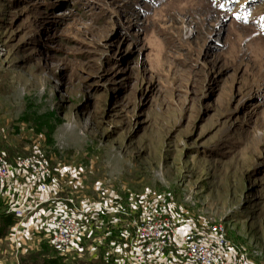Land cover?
Wrapping results in <instances>:
<instances>
[{
	"label": "rangeland",
	"instance_id": "1",
	"mask_svg": "<svg viewBox=\"0 0 264 264\" xmlns=\"http://www.w3.org/2000/svg\"><path fill=\"white\" fill-rule=\"evenodd\" d=\"M0 145L75 202L220 227L264 264V0H0Z\"/></svg>",
	"mask_w": 264,
	"mask_h": 264
},
{
	"label": "built area",
	"instance_id": "2",
	"mask_svg": "<svg viewBox=\"0 0 264 264\" xmlns=\"http://www.w3.org/2000/svg\"><path fill=\"white\" fill-rule=\"evenodd\" d=\"M23 177L34 179L32 191L38 193L33 206H24V192L20 185ZM59 178L51 159L39 155L17 156L10 163L0 152V193L7 214L21 218L31 213L38 204L49 202L58 192ZM13 193V194H12ZM56 198L57 197L56 195ZM8 199V201H7ZM44 224L45 240L59 253L80 251L84 225L93 206L65 198ZM103 209L102 204L96 205ZM104 210V209H103ZM178 218H171L164 210L131 217L127 237L128 259L145 264L148 258L167 249L177 248L184 262L190 264H249L244 254L230 255L227 240L220 227H212L201 234L191 229H180ZM15 238V236H13Z\"/></svg>",
	"mask_w": 264,
	"mask_h": 264
},
{
	"label": "crops",
	"instance_id": "3",
	"mask_svg": "<svg viewBox=\"0 0 264 264\" xmlns=\"http://www.w3.org/2000/svg\"><path fill=\"white\" fill-rule=\"evenodd\" d=\"M0 152L3 155H5L4 153L6 152L1 145ZM59 172L60 170L57 171V168H55V173L57 175L60 174ZM21 179L20 185H16L24 192L22 204L24 206H33L38 200V193L32 191L34 179L32 177H23ZM57 190L58 192L53 199L49 202L38 204L28 215L15 218L16 220L14 223L9 226L6 237L8 241L3 243L4 247H2V249L0 247L2 261L5 262V264H14V259L17 257H15V254L28 252L31 250V245L34 246L33 249H38L44 243H47L44 229L46 220L55 210L66 203L64 201L66 197L74 200L71 196H67L65 187H59ZM62 192H64L65 195H63ZM56 195H59L57 196L59 198H56ZM5 198L7 197H4L0 193V199H4L6 202ZM119 203L118 200L109 201V203L102 205L104 210L94 205L93 212L89 215L84 225L83 236L80 241V251H78V253L76 251L67 253L75 256L87 253L90 259H97L99 255L103 254L104 257L110 258L113 264H139L128 259L127 246V237L131 233L129 221L131 217L137 214V206L132 203H129V205L122 204V206ZM186 228L185 225H180L181 231ZM13 236H15V238ZM7 255H10V257H7ZM145 264L190 263L184 262L181 259L177 248H171L160 254L150 256Z\"/></svg>",
	"mask_w": 264,
	"mask_h": 264
},
{
	"label": "trees",
	"instance_id": "4",
	"mask_svg": "<svg viewBox=\"0 0 264 264\" xmlns=\"http://www.w3.org/2000/svg\"><path fill=\"white\" fill-rule=\"evenodd\" d=\"M231 2H234L235 3V5L239 2V0H231ZM6 156V155H5ZM11 162V161H10ZM1 202H2V200L0 199V205H2L1 204ZM1 208V207H0ZM16 219H15V217L12 215V214H7V213H5V212H0V221H1V224H2V226H0V238L1 237H3L4 236V229L5 228H9V226L11 225V224H13L14 223V221H15ZM53 249L50 245H48L47 243H44L43 245H42V247H41V249L38 251V257L40 258V262H42V263H40V264H52V262H54L53 260H55V258H53V257H51V258H53V259H48V261L47 260H45V257L44 256H46L45 255V253L44 252H46V251H48V249ZM51 251V250H50ZM48 257V256H47ZM96 262H99L100 264H113V262H112V260L110 259V258H106V257H104V255L103 254H101V255H99V257L97 258V260H96Z\"/></svg>",
	"mask_w": 264,
	"mask_h": 264
}]
</instances>
